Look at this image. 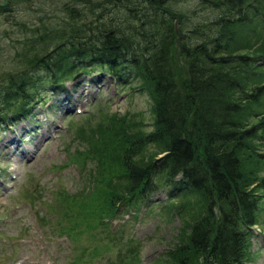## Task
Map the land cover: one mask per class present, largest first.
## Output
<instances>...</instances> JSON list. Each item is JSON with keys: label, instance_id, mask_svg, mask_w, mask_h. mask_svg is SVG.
Segmentation results:
<instances>
[{"label": "trees", "instance_id": "1", "mask_svg": "<svg viewBox=\"0 0 264 264\" xmlns=\"http://www.w3.org/2000/svg\"><path fill=\"white\" fill-rule=\"evenodd\" d=\"M57 1L66 17L42 26V32L35 29L40 36L26 41L25 64L1 77V125L28 119L31 106L41 98L40 88L63 86L77 73L104 74L119 89L138 90L133 94L151 99L150 132L135 137L121 127L118 117L108 115L92 134L116 133L126 136L114 137L116 146L129 143L113 150L101 142L96 152L87 154L95 172L112 178L117 165L126 179L119 193L97 197L100 212L109 217L116 204L143 200L155 190V178L163 175L168 186L197 195L192 205L199 212H194L195 223L184 232L183 244L168 254L164 264H244L251 228L264 200L259 194L264 191V177L244 168V162L258 165L263 157L254 149L253 153L251 140L258 136L255 129L264 133V119L246 128L242 118L244 106L257 105L263 89L256 85L251 94L244 89L248 77L255 84L264 74L260 67L248 70L253 57L232 51L231 46L245 35L254 37L256 28L264 30V0ZM198 10L220 12L201 20L195 14ZM174 65L184 66L183 73ZM242 96H248L246 102ZM146 140L160 153L138 163L136 146ZM88 218V229L79 232L69 263L85 264L87 251L97 248L100 252L91 256L92 264H128L115 233L108 235Z\"/></svg>", "mask_w": 264, "mask_h": 264}, {"label": "rangeland", "instance_id": "2", "mask_svg": "<svg viewBox=\"0 0 264 264\" xmlns=\"http://www.w3.org/2000/svg\"><path fill=\"white\" fill-rule=\"evenodd\" d=\"M3 7L10 11L5 13L0 8V86L3 85L2 75L19 69L27 61L29 46L26 41L37 39L42 26L66 17L57 0H13ZM219 12L198 10L195 14L201 20H208ZM35 29L40 32H33ZM231 48L250 54L253 58L248 70L260 67L264 74V30L256 28L254 37L245 35ZM233 61L234 67L238 68V61ZM174 67L183 73L184 66ZM103 76L85 79L79 74L65 87L47 85L40 88L41 98L31 106L28 119L12 126L0 123V264H68L75 256L73 247L77 246L79 232L88 229L90 215L86 209L97 206L100 195L108 197L110 193H119L126 185L120 166H113L115 170L110 178L100 171L95 172V164L87 157L88 153L97 151V144L101 142L106 149L127 147L129 143L116 146L113 140L126 136L108 132H103L102 136L92 134L108 115L118 117L121 127L132 131L135 137L150 132L153 124L151 99L142 94L133 96L125 89H119L112 78ZM97 77L103 81L96 83ZM248 78L244 91L251 94V88L256 85L263 89H258L262 104L258 101L259 105H245L242 111L246 128H251L264 119V76L259 82L255 79V84L249 83ZM79 82L82 85L76 87ZM51 93L58 99L69 93L71 96L69 102L60 105ZM247 97L240 99L246 102ZM43 133L49 135L42 137ZM10 134L15 136V143L27 150L26 157L13 153V144H5ZM253 134L258 136L251 140L252 151L254 149L263 157L258 165L254 161L249 164L243 161L244 168L262 178L264 133L260 134L257 128ZM146 141L136 146L138 163L147 162L160 153L155 143ZM155 182V190L149 195L153 201L163 198L168 209L154 202L150 209L141 203L121 209L114 221L107 224L115 232L113 237L119 246H128L129 241L141 244L136 253L137 264H164L168 254L183 244L184 232H189L191 223H195L192 216L196 206L192 203L197 201V195L167 186L163 175L156 177ZM166 188L170 190L165 193ZM259 194L264 195V191ZM97 225L98 222L94 226ZM251 232L249 256L244 264H264V200ZM96 252L100 250L87 251L86 263ZM132 254L134 252L127 254V262L132 259ZM103 258L108 259L104 255Z\"/></svg>", "mask_w": 264, "mask_h": 264}, {"label": "bare ground", "instance_id": "3", "mask_svg": "<svg viewBox=\"0 0 264 264\" xmlns=\"http://www.w3.org/2000/svg\"><path fill=\"white\" fill-rule=\"evenodd\" d=\"M101 81H102L101 78H96V83H101ZM81 85H82V83L79 82L76 84V87H80ZM70 96H71V94L69 93L68 95H65V97L63 99H58V98L54 97V93H51V97L53 99H55L60 105H64L66 102H69ZM47 135H49V134L43 133L42 137L47 136ZM15 139H16L15 136L10 134L6 138L5 144H8V145L13 144V145H11V146H14L13 153L18 152L19 154L24 155L26 157L28 155L27 150L22 149V147L18 144V142L15 143ZM86 211H87V213L89 212L88 209H86Z\"/></svg>", "mask_w": 264, "mask_h": 264}]
</instances>
